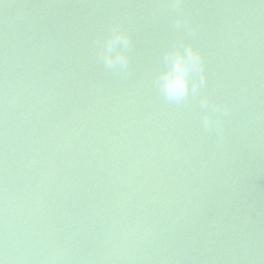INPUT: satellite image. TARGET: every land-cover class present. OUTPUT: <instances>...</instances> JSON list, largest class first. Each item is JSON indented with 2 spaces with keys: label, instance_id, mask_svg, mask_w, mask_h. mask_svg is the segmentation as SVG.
<instances>
[{
  "label": "water",
  "instance_id": "water-1",
  "mask_svg": "<svg viewBox=\"0 0 264 264\" xmlns=\"http://www.w3.org/2000/svg\"><path fill=\"white\" fill-rule=\"evenodd\" d=\"M0 0V259L6 264H264V0ZM128 32L127 74L97 43ZM184 40L198 98L166 103L160 56Z\"/></svg>",
  "mask_w": 264,
  "mask_h": 264
},
{
  "label": "clouds",
  "instance_id": "clouds-1",
  "mask_svg": "<svg viewBox=\"0 0 264 264\" xmlns=\"http://www.w3.org/2000/svg\"><path fill=\"white\" fill-rule=\"evenodd\" d=\"M175 12L177 31L189 30L194 35L196 29L189 28L184 19L182 0H170L167 5ZM132 41L128 32L118 25H112L106 35L97 43V60L106 70L115 74H127L130 66L129 50ZM154 86L168 104L183 105L190 98L199 100L202 112L200 127L205 131H215L217 139H223V121L220 116L227 112L225 105L213 103L202 93L207 76L201 52L184 40L174 41L160 56V66L154 75ZM0 264L6 260L0 259Z\"/></svg>",
  "mask_w": 264,
  "mask_h": 264
}]
</instances>
